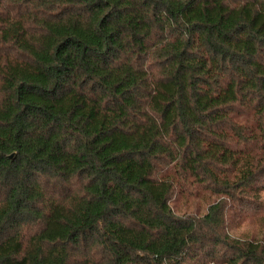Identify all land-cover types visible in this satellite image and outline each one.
<instances>
[{
  "label": "trees",
  "instance_id": "1",
  "mask_svg": "<svg viewBox=\"0 0 264 264\" xmlns=\"http://www.w3.org/2000/svg\"><path fill=\"white\" fill-rule=\"evenodd\" d=\"M263 188L264 0H0V264H264Z\"/></svg>",
  "mask_w": 264,
  "mask_h": 264
},
{
  "label": "rangeland",
  "instance_id": "2",
  "mask_svg": "<svg viewBox=\"0 0 264 264\" xmlns=\"http://www.w3.org/2000/svg\"><path fill=\"white\" fill-rule=\"evenodd\" d=\"M261 208L251 211H245L243 214H252L245 216L240 221L232 225L229 233L234 237L256 239L264 241V188L260 193ZM204 205H202L201 210ZM205 211V209H204Z\"/></svg>",
  "mask_w": 264,
  "mask_h": 264
}]
</instances>
